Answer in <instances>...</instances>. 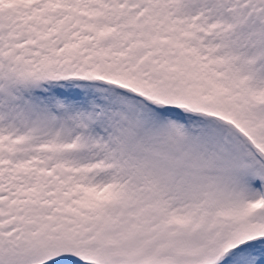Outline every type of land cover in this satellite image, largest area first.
I'll use <instances>...</instances> for the list:
<instances>
[{"label": "snow or ice", "instance_id": "obj_1", "mask_svg": "<svg viewBox=\"0 0 264 264\" xmlns=\"http://www.w3.org/2000/svg\"><path fill=\"white\" fill-rule=\"evenodd\" d=\"M0 264H264V0H0Z\"/></svg>", "mask_w": 264, "mask_h": 264}]
</instances>
